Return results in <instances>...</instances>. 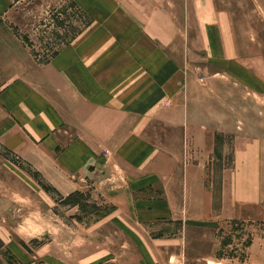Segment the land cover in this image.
Masks as SVG:
<instances>
[{"label":"rangeland","instance_id":"rangeland-1","mask_svg":"<svg viewBox=\"0 0 264 264\" xmlns=\"http://www.w3.org/2000/svg\"><path fill=\"white\" fill-rule=\"evenodd\" d=\"M159 1L181 8L185 19L189 0ZM209 1L213 3L209 6L212 19L229 25L223 44L216 45L224 53L213 57L208 53L210 46L201 42L203 34L209 40L217 30L183 29L186 38L171 51L182 57L183 71L191 74L192 80L188 78L196 86L194 95L190 84L181 94L182 116L185 112L183 118L189 124L183 129L166 126L165 138L180 134V142L162 139L163 128L157 129L160 148L168 150L175 143L182 147V184L172 177L169 184H159L158 178L154 184H138L109 157L101 163L95 158L83 172L62 173L63 144L56 143L60 133H53L54 148L58 146L53 156L39 149L38 158L30 157L26 156L32 151L28 144L18 153L1 144L0 264H264V0ZM44 3L56 7L46 13L47 21L39 14L38 25L44 26L36 36L33 27L22 30L23 38L34 37L35 48L31 49L40 64L50 62L65 37L73 35L71 27L64 26L73 17L75 1ZM202 3L192 0L191 4L201 11L195 18L204 19L205 25L211 13ZM67 7L71 9L65 13ZM8 22L0 26V37L6 40L16 35ZM8 64L16 65L13 60ZM14 77L12 68L1 69V87ZM205 82L212 86L207 88ZM190 124L214 131L212 156H205L206 145L196 146L186 136ZM158 125L163 124L159 121ZM259 139L255 144L263 150L262 171L252 174L258 183V189L252 190L247 173L235 171V150ZM201 152L206 165L197 176L195 167L203 162ZM49 165L52 172L46 169ZM196 176L212 193L213 202L208 216L191 221L190 211L195 210L190 207L200 208L203 191L200 184H189ZM224 177L228 182L225 198ZM125 180L134 183L125 184ZM157 203L163 204L162 212L157 211ZM145 206L153 209L143 212ZM170 207L185 212L188 219H168L164 211ZM116 208L123 219H110ZM145 247L150 253L144 252Z\"/></svg>","mask_w":264,"mask_h":264},{"label":"crops","instance_id":"crops-1","mask_svg":"<svg viewBox=\"0 0 264 264\" xmlns=\"http://www.w3.org/2000/svg\"><path fill=\"white\" fill-rule=\"evenodd\" d=\"M74 1L73 17L66 20L64 26L71 27L73 35L65 37L50 62L40 64L32 53L34 37L23 38L22 30L33 27L36 36L37 30L44 26L38 25L39 14L47 21L46 13L56 6L48 7L45 0H0V26L4 20L9 21L16 31V35L7 40L0 37V161L1 144L17 153L28 144L32 151L26 156L30 157L38 158L39 149L45 151L46 156H53L58 147L54 148L53 133H60L57 141L54 138L56 143L63 144L60 149L62 173L83 172L95 158L101 163L109 157L112 163L125 168L124 173L130 172L138 184H154L158 180L159 184H169L171 177L182 184V147L175 143L167 150L156 143L158 127L163 128L162 139L166 136V126L187 127L189 123L183 118L185 112L182 116L181 111V94L187 84L193 95L196 89L188 78L191 74L183 71L182 57L171 50L186 38L183 29L200 28L219 32L212 33L209 40L203 34L201 42L210 46L208 53L213 57L215 53H224V49L220 51L216 45L223 44L224 30L229 25L212 19L209 6L213 3L209 0H202V5L209 9L206 12L211 13L205 25L204 19L195 18L201 11L192 6V0L184 10L185 19L181 8L159 3V0L152 3L150 0ZM70 9L63 11L68 13ZM187 37L192 42L191 35ZM10 60L16 65L11 67ZM6 68H12L15 77L1 87V69ZM205 85L212 86L210 82ZM189 100L192 103V98ZM159 121L163 125H158ZM190 125L186 136L196 146L206 145L205 156H212L214 131ZM72 128H76L77 133L72 134ZM174 136L165 139L180 142L181 135ZM199 140L208 143H197ZM252 141L249 146L235 150L234 162L236 172L247 173V184L253 190L258 189V183H254L252 174L262 171L263 150L255 144L261 139ZM200 155L203 162L195 167L197 176L206 165L202 152ZM35 163L37 168L38 162ZM158 164L161 168H157ZM49 168L46 169L52 172V167ZM197 176L196 181L192 178L189 184H200L203 191L200 208L190 207L196 211H190V220L208 216L213 202L212 193L203 188ZM133 183L125 180V184ZM222 184L225 198L228 189L225 177ZM162 205L157 203L158 212L163 211ZM152 209L153 206H145L142 211ZM164 212L171 220L188 219L185 212H174L171 207ZM109 216L114 220H120L118 216L124 218L118 208ZM139 250L150 253L147 247L144 252Z\"/></svg>","mask_w":264,"mask_h":264}]
</instances>
